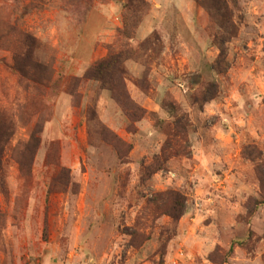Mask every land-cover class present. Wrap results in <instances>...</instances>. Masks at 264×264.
Masks as SVG:
<instances>
[{
  "label": "rangeland",
  "instance_id": "rangeland-1",
  "mask_svg": "<svg viewBox=\"0 0 264 264\" xmlns=\"http://www.w3.org/2000/svg\"><path fill=\"white\" fill-rule=\"evenodd\" d=\"M222 2L0 0V264H264V0ZM119 55L135 115L78 83Z\"/></svg>",
  "mask_w": 264,
  "mask_h": 264
},
{
  "label": "trees",
  "instance_id": "trees-1",
  "mask_svg": "<svg viewBox=\"0 0 264 264\" xmlns=\"http://www.w3.org/2000/svg\"><path fill=\"white\" fill-rule=\"evenodd\" d=\"M195 1L210 10H214L215 8H216L215 10L217 11L224 10V6H223L224 3L222 2V0H195ZM125 60L126 59L123 58L122 55H119L118 57L110 58L108 60L102 61L98 63L94 68L87 70L85 74L83 75V77L79 79L78 83L81 82L82 80L100 82L108 91L111 92L112 98L118 104H120L123 110L127 111L132 108L134 110V115H135L138 111L133 106L132 107L130 106V103L128 102V98L125 95V90H124L122 82L120 81V79H117L116 77H114L115 73L118 72L119 70L118 68L121 62ZM168 199L169 200L173 199V202H172L173 204H172L171 212L169 213L170 214L169 216L172 219L180 218V216L182 215V205L172 193L168 195ZM168 201H166L165 203H168ZM262 204H264V201L260 203H256L253 213ZM231 250L232 249H230V252Z\"/></svg>",
  "mask_w": 264,
  "mask_h": 264
}]
</instances>
